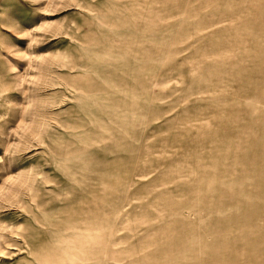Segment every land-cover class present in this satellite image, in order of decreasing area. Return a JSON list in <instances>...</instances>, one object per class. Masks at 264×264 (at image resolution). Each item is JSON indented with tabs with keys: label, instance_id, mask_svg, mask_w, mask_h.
<instances>
[{
	"label": "rangeland",
	"instance_id": "obj_1",
	"mask_svg": "<svg viewBox=\"0 0 264 264\" xmlns=\"http://www.w3.org/2000/svg\"><path fill=\"white\" fill-rule=\"evenodd\" d=\"M2 89L0 264H264V0H0Z\"/></svg>",
	"mask_w": 264,
	"mask_h": 264
},
{
	"label": "bare ground",
	"instance_id": "obj_2",
	"mask_svg": "<svg viewBox=\"0 0 264 264\" xmlns=\"http://www.w3.org/2000/svg\"><path fill=\"white\" fill-rule=\"evenodd\" d=\"M44 62L46 63V61H44ZM44 62L42 64H44ZM47 62L50 63V61H47ZM42 64L40 66H38L39 71L40 70L42 71V67H41ZM48 86L51 87V86H53V84L52 83H49V84L46 83L45 87H48ZM16 87L18 88V90L20 91L21 94L25 93L24 87L21 85V82H17ZM3 91H4V89L0 90V95L3 94L2 93ZM39 97H40V99H38L37 101L40 103V105L34 107L33 105L30 104V98H29L27 105L23 106L21 108L18 120H19V123L22 124L21 128H22V135L23 136L26 135V136L34 137L38 134V131L40 130L41 124L38 122V119H37L38 116L41 114V112L39 111V108L40 107L45 108L49 105H48V101L45 100L44 97H41V96H39ZM9 98H10V96L7 94L4 96L2 95L1 101L7 102V101H9ZM30 107L32 108L31 113H30V110H28ZM28 111L30 113L31 119L27 122L26 116H27ZM7 181L9 182L8 186L4 187V189H6L5 198H7V196H9V195L11 197H13L14 195L19 193L20 191L28 190L30 188V176L28 175L27 172H24V171L18 172L16 175L9 177V179Z\"/></svg>",
	"mask_w": 264,
	"mask_h": 264
}]
</instances>
